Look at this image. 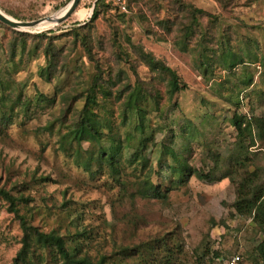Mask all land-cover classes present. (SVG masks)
Listing matches in <instances>:
<instances>
[{"label": "rangeland", "instance_id": "obj_1", "mask_svg": "<svg viewBox=\"0 0 264 264\" xmlns=\"http://www.w3.org/2000/svg\"><path fill=\"white\" fill-rule=\"evenodd\" d=\"M69 1L0 0V10L15 20L32 21L62 14ZM95 2L80 0L60 24L22 30L7 26L24 33L23 51H10L17 34L0 27L4 85L0 188L16 199L21 197L16 207L31 226L55 231L68 246L77 244V255L93 261L105 256L113 264H222L221 259L235 252L254 261L264 235L250 218L234 210L237 179L228 176L206 183L192 177L186 187L172 191L164 201L142 198L135 183L145 171L125 167L122 184L109 175L106 166L92 174L75 162L77 146L64 147L61 135L78 118L84 91L96 78L109 96L97 89L93 110L103 124L109 123L114 135L122 137L128 129V123H122V102L131 91L159 96L166 119L151 110L150 102L143 104L150 111L156 148L169 144L198 167L209 163V151H217L221 155L217 176L234 161L236 135L229 118L233 112L252 116L255 143L248 157L254 165L248 171L258 167L264 181V0H125V11L117 9L113 0H105L107 8L91 20ZM183 5L190 12L203 11L196 13L193 30L185 28L189 15ZM71 26L81 28L79 39L73 43L72 35H51L48 39L58 49V70L50 79L40 77L49 56L44 52L49 40L35 35L48 30H57L54 35H59ZM84 36L90 49L81 44ZM220 40L246 53L247 63L225 70L215 54L211 56L215 63L204 71L201 64L211 55L208 48L217 47ZM200 43L203 49L198 53ZM157 63L174 69L185 83L173 98L172 110L166 77L152 70ZM229 95L238 96V106L228 100ZM11 108L12 122L6 123L2 110ZM183 118L191 121L189 128L194 126L193 139L185 134ZM172 119L177 135L164 124ZM104 131L109 130L105 127ZM87 148L88 143L82 142L80 153L85 154ZM151 179L156 181L157 176ZM22 237L19 219L0 196V264H13ZM36 250L29 255L30 262L20 264H62L57 254ZM142 251L146 252L141 255Z\"/></svg>", "mask_w": 264, "mask_h": 264}, {"label": "trees", "instance_id": "obj_2", "mask_svg": "<svg viewBox=\"0 0 264 264\" xmlns=\"http://www.w3.org/2000/svg\"><path fill=\"white\" fill-rule=\"evenodd\" d=\"M108 4L105 0H96L93 5V12L91 20L95 19L101 11L107 8ZM184 6V5H183ZM127 7V6H126ZM185 11L189 16L188 25L185 26L187 30H193V25L197 24L198 18L196 13L200 15L203 11L199 9H194L192 12ZM118 9V7H117ZM1 28H6L12 31V33L17 34L14 36V40L11 43V48H21L23 51L26 47L21 36L23 32L14 31V29L8 28L6 25L0 23ZM80 27L71 26L65 29L59 35H54L57 30H48L44 32L37 33L35 35L42 39H52V37H61L72 35L73 43L74 40H78L81 35L79 30ZM52 35V37H50ZM25 39V38H24ZM48 39V40H49ZM81 44L89 47V43L86 37H80ZM20 46V47H18ZM47 48L44 52L48 54V59L42 69L39 71V76L43 78L50 79L53 77L55 72L58 70V49L53 46L52 41H48L46 44ZM200 50L203 49V43H200ZM87 49V50H88ZM211 50V55L206 56L207 61H203L201 65L204 67V71L209 69L208 65L215 63L214 57L212 55H219L218 63L225 70H234L237 66H243L247 63V54L243 51L234 50L229 47L224 41L220 40L218 46L215 48H208ZM13 53V52H12ZM66 67V60H63L61 68ZM152 70L162 73L166 77V93L168 95L167 99L170 103L173 102L174 96L185 88V83L181 80L177 72L171 67L164 65L163 63H157ZM11 73L10 71H6ZM5 72V73H6ZM0 69V97L3 94V81ZM96 77V76H95ZM96 78L92 79V83L88 85L85 92V102L82 109L78 115V118L73 124H70L64 133H62L61 143L64 147L68 146L70 148L77 146L74 149L75 162L83 166L85 169L89 170L90 173L100 172L105 166L109 169V175L114 178L118 183L122 184L120 181V176L122 169L127 166L132 167L134 170H139L140 172L145 171V174L140 178L136 185V192L142 198L157 199L164 201L168 198L172 191L179 190L186 187L192 177L196 179L211 183L219 180L221 177H230L231 180H236L235 187V199L233 202V207L235 212L242 216L250 218L254 224L259 228L261 233L264 235V181L260 177L259 169L255 167L253 171H248L249 165H254L253 160L249 157V148L254 146V136L253 130L255 126V119L252 116H247L237 112H233L229 118L231 126H233L236 135V147L234 152V161L232 166L227 168L224 174L217 176L220 171V153L217 151H209L207 159L209 163H205L203 166L198 167L189 162V158L182 153V151H177L174 147L169 144L162 143L161 146L156 148V138L155 132L150 127V119L148 107L143 105L145 102H150L151 110L160 112L161 117L166 119V111L161 109L159 96L150 97L144 93H140V90L131 91L127 98L122 102V123L127 122L128 129L124 132V135L120 137L117 134H113V130L109 123L103 124L96 112L93 110V105L97 103V93L96 90H100L103 94L102 96H109L107 89L102 84H97ZM249 81V79H248ZM76 96V95H75ZM72 98L75 99L76 97ZM42 100L46 98L41 95L38 96ZM4 98H1L3 100ZM233 99L232 103L238 106V96L232 98L231 95L228 96V100ZM0 100V102H2ZM151 100V101H150ZM171 110L175 108L176 103L173 102ZM11 109L2 110L4 120L6 123L11 121ZM205 117V116H204ZM203 117V119H204ZM186 127L185 134L187 138L193 139L194 126L189 128L191 121L183 118ZM172 122L176 123L173 119L167 123L164 120L165 127L172 132V134L177 135L173 130ZM108 128L109 131L105 132L104 129ZM189 129H186V128ZM180 135H184L181 131ZM82 142L88 143V148L85 150V154L80 153V146ZM106 142L109 145H106ZM97 163V169L92 168L93 165ZM96 166V165H95ZM155 174L157 176L156 181L151 179V176ZM122 182V183H121ZM0 196L9 203V209L14 212L15 216L19 219L21 228L23 230L22 237V247L17 253L13 264H20L27 262L29 255L34 252V247L41 250L39 253L49 252L52 255H58L61 259L62 264H113V262L106 260L105 256H102L99 260H91L90 257L86 255H77L80 251L77 244L75 246H68L64 237L59 235L55 231L42 232L38 231L36 227L31 226L24 218L20 215L16 204L18 201H22L21 197L16 199L8 191L0 188ZM35 244V245H34ZM142 250L145 248L143 246ZM165 249V244L161 246V250ZM257 258H254V262H261L264 264V238L256 246ZM36 250L35 252H37ZM146 251H142L143 255ZM34 255H32L33 257Z\"/></svg>", "mask_w": 264, "mask_h": 264}, {"label": "water", "instance_id": "obj_3", "mask_svg": "<svg viewBox=\"0 0 264 264\" xmlns=\"http://www.w3.org/2000/svg\"><path fill=\"white\" fill-rule=\"evenodd\" d=\"M79 1L80 0H70L69 3L67 4L68 6L66 11L61 16H56V15L46 16L44 18L32 20V21L15 20L0 10V23L17 30L35 28L42 22H46L47 24H60L63 23L73 13Z\"/></svg>", "mask_w": 264, "mask_h": 264}, {"label": "built area", "instance_id": "obj_4", "mask_svg": "<svg viewBox=\"0 0 264 264\" xmlns=\"http://www.w3.org/2000/svg\"><path fill=\"white\" fill-rule=\"evenodd\" d=\"M114 5L119 10L125 11L126 3L125 0H113ZM222 264H260L259 262L250 261L240 252H235L225 259H221Z\"/></svg>", "mask_w": 264, "mask_h": 264}, {"label": "bare ground", "instance_id": "obj_5", "mask_svg": "<svg viewBox=\"0 0 264 264\" xmlns=\"http://www.w3.org/2000/svg\"><path fill=\"white\" fill-rule=\"evenodd\" d=\"M65 11H66V10H65ZM65 11H64V12H65ZM64 12H63V13H64ZM63 13H62V14H60V15H56V16H61V15H63ZM45 24H46V22H42V23H41V24H39L38 26L45 25ZM38 26H37V27H38ZM35 28H36V27H35Z\"/></svg>", "mask_w": 264, "mask_h": 264}]
</instances>
